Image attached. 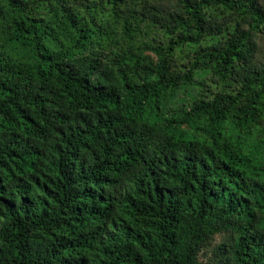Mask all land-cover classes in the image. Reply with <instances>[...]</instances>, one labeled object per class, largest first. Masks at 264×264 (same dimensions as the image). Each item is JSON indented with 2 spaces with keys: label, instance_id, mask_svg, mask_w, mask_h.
<instances>
[{
  "label": "trees",
  "instance_id": "1",
  "mask_svg": "<svg viewBox=\"0 0 264 264\" xmlns=\"http://www.w3.org/2000/svg\"><path fill=\"white\" fill-rule=\"evenodd\" d=\"M204 249L264 264V0H0V264Z\"/></svg>",
  "mask_w": 264,
  "mask_h": 264
},
{
  "label": "rangeland",
  "instance_id": "2",
  "mask_svg": "<svg viewBox=\"0 0 264 264\" xmlns=\"http://www.w3.org/2000/svg\"><path fill=\"white\" fill-rule=\"evenodd\" d=\"M186 50H188V49H186ZM188 61H189V57H188L187 51L176 52V56H175V63L176 64H179V66H181L183 63H187ZM208 84H206V86H208V89L211 88V89H209L210 92L216 93V92L220 91V88L217 85H214L212 82L209 81ZM195 93H201L200 88L196 89ZM217 241H219V238L217 239ZM211 257H212L211 252H207L206 249H204L200 254V260L202 261L203 264H211L210 263Z\"/></svg>",
  "mask_w": 264,
  "mask_h": 264
}]
</instances>
